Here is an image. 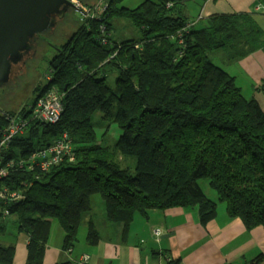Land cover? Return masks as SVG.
Instances as JSON below:
<instances>
[{"label": "trees", "instance_id": "trees-1", "mask_svg": "<svg viewBox=\"0 0 264 264\" xmlns=\"http://www.w3.org/2000/svg\"><path fill=\"white\" fill-rule=\"evenodd\" d=\"M190 1L146 0L128 9L111 0L104 13L83 18L50 61V80L35 89L33 104L56 88L63 94L61 119L32 120L2 152L6 161L28 158L68 134L76 155L75 162L46 171L17 168L6 179L21 198L0 200V233L6 219L16 216L28 238L27 264H45L54 220L64 230L62 249L73 252L95 195L106 219L125 231L136 216L149 219L172 208L197 210L206 227L218 213V203L200 185L208 179L230 218L249 230L264 227V109L210 57L229 49L232 61L243 60L264 49V31L254 12H242L199 19L182 32L197 19L186 14ZM256 2L264 6V0ZM125 19L141 37L117 42L115 21ZM112 74L114 87L108 83ZM12 116L0 119V142ZM112 124L122 130L115 149L100 144L96 134L98 126ZM120 156L135 158V170L122 167ZM101 241L91 222L88 244ZM15 256L14 245L0 244V264H14Z\"/></svg>", "mask_w": 264, "mask_h": 264}, {"label": "crops", "instance_id": "crops-1", "mask_svg": "<svg viewBox=\"0 0 264 264\" xmlns=\"http://www.w3.org/2000/svg\"><path fill=\"white\" fill-rule=\"evenodd\" d=\"M189 3L198 12L197 18L254 12L264 31V6L258 5L256 0H192ZM247 58H250L248 60L251 67L256 65L255 82L262 87L264 49ZM239 62L242 60L232 61L230 64ZM227 71L237 79L238 76ZM91 222L102 236L98 246L90 248L85 234L84 240L88 248L75 258L74 250L68 254L62 249L63 230L55 249L48 244L45 264L66 263L70 259L81 260L84 256L88 258L86 264H92L93 260L94 264H109L110 261V264H167L169 259L178 258L182 264H264V227L247 229L239 219L229 217L224 205L218 206L216 218L206 227L199 222L197 210L183 208L155 211L150 214L149 219L136 216L127 231L121 225L110 223L106 214L104 219L102 217L103 223L99 224L97 216L90 213L83 223L89 228ZM156 231L160 233L158 236L155 235ZM117 237L120 239L115 241ZM27 244L28 238L21 251L25 264ZM17 255L18 249L15 262ZM261 256L262 261L256 263L255 259Z\"/></svg>", "mask_w": 264, "mask_h": 264}, {"label": "rangeland", "instance_id": "rangeland-1", "mask_svg": "<svg viewBox=\"0 0 264 264\" xmlns=\"http://www.w3.org/2000/svg\"><path fill=\"white\" fill-rule=\"evenodd\" d=\"M80 1L82 5L81 7L82 12H79L76 9L71 8L65 17L64 23L58 22L54 32L42 33L36 37V47L38 52H33L31 58L28 60L29 72H24L26 78H18V83L11 84L0 89V110L5 113L7 112V114L13 115L11 118L23 117L24 114L27 113L26 111L28 110H29L28 112H32V107L33 106L35 107V104H33L34 99L36 98L35 89L39 85H47V83L49 82L50 77L48 78V76L51 75L49 71V63L55 57L56 52L59 50V47L65 44L69 40V38L79 29V27L83 23V18L88 16L89 17L93 16L94 13H96V15L104 13L106 11V6H107L106 3L108 4L111 0H80ZM144 1L146 0H121L119 7H126L128 9H133V8H137ZM188 3L186 4V14L190 16V18H197L198 12L195 11V7L193 6V4L190 3H189L190 4V11H189ZM88 5L93 6L92 9L88 7ZM199 19H204V18L198 17L194 21V24ZM115 24H116V28L113 31V37L115 41L121 42L123 40L138 39L141 37L140 31L137 30L129 20L127 19L118 20V21L116 20ZM210 57L217 66L223 68L226 71L229 70L233 74L238 76L236 79L237 85H239L240 87L242 86L241 88L243 89V94L249 99L252 98L256 99L260 104V106L264 109V86L260 87L259 83L255 82L256 75H254V72L256 65L254 67H251L248 60L250 58H245L242 60V62H239L238 64H230L232 62V59H231V52L229 49L215 50L210 53ZM115 79H116L115 75L113 74L110 75L108 79V83L110 84L111 87H114ZM52 89H56V88H52ZM46 93H44V95ZM60 96L63 98L62 93ZM26 116L24 117V119L28 120L31 123L33 120L32 114L30 113L27 114ZM101 118H102V113H98L95 116V121L98 122L101 120ZM1 134L2 136H5V131L2 132ZM96 134L100 144H102L103 146H111L112 149H115L114 147L118 145L119 139L122 136V130L116 124L110 125L108 129H106L105 127L98 126L96 128ZM64 135L69 136L68 134H64ZM2 139L1 142H3ZM16 159H24V158L22 156L11 158V160H14L15 162ZM117 162L122 167L124 168L128 167L133 171L135 170L137 165V160L135 158L123 159L122 156L117 158ZM14 164H17V162ZM200 185L203 191L205 192V194L210 199L217 202L218 206H222V205L226 206V204L219 201L217 193L212 188H210V182L208 179H204L200 181ZM8 189L9 191L13 190L12 188L9 187ZM91 201H92V211L90 213L96 215L98 221H100L99 224H101L102 217L103 219L105 217V207L103 204V200L100 195H95L92 197ZM56 229L60 231V233ZM52 232L53 235L51 233L52 237H50L49 246H51L52 249H55L54 246L58 243V241H60L63 235V228L61 227L60 223L57 220H54L52 223ZM87 233H88V228L86 226V223H83L80 229L79 241L74 248L75 258H78L82 252H86V248H88L84 240V235ZM119 239L120 238L117 237L114 240L118 241ZM26 240H27V235L23 232H20L18 229L17 217L16 216L8 217L6 219V231L4 233H0V244L4 246L14 245L16 247V252L18 249L16 262L14 261L15 264H25V257L22 256L21 251L22 248L24 250V244ZM90 248H93V246H91ZM80 262L86 264L88 262V258L84 256L80 260ZM110 263L111 261L109 262V264ZM70 264H78V261L76 260L75 262L74 259V262L70 261ZM92 264H94V260Z\"/></svg>", "mask_w": 264, "mask_h": 264}, {"label": "water", "instance_id": "water-1", "mask_svg": "<svg viewBox=\"0 0 264 264\" xmlns=\"http://www.w3.org/2000/svg\"><path fill=\"white\" fill-rule=\"evenodd\" d=\"M72 1L0 0V89L26 78L39 34L54 32L71 8L82 12Z\"/></svg>", "mask_w": 264, "mask_h": 264}, {"label": "built area", "instance_id": "built-area-1", "mask_svg": "<svg viewBox=\"0 0 264 264\" xmlns=\"http://www.w3.org/2000/svg\"><path fill=\"white\" fill-rule=\"evenodd\" d=\"M72 3L81 9L82 5L80 0H73ZM193 26L194 23H189L182 32ZM60 95L58 90L52 89L43 97L39 98L35 107H32V119L50 124L59 122L64 112L63 98ZM9 121L10 125L8 124L2 130V132L5 131V136H2L3 142L0 144V199L4 201H16L21 198V192L15 190L9 191L8 187L11 188L12 186L10 187L6 184V179L11 172H15L17 168L24 169L25 167L28 170H32L34 166L41 168L42 171H46L50 167L65 161L69 163L75 162L76 155L73 152L72 140L69 136L63 135L52 146L41 149L28 158L16 159L17 164H14L16 163L14 160L6 161L2 157V152L10 147L17 136L25 132L30 123L24 117L11 118ZM155 233L159 235L158 231Z\"/></svg>", "mask_w": 264, "mask_h": 264}, {"label": "flooded vegetation", "instance_id": "flooded-vegetation-1", "mask_svg": "<svg viewBox=\"0 0 264 264\" xmlns=\"http://www.w3.org/2000/svg\"><path fill=\"white\" fill-rule=\"evenodd\" d=\"M12 77H15V75L12 76ZM6 113H7V112H6ZM6 113H5V112H2V111L0 110V119L3 118V117H5V116H6ZM10 119H11V118H10Z\"/></svg>", "mask_w": 264, "mask_h": 264}]
</instances>
